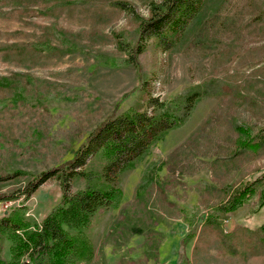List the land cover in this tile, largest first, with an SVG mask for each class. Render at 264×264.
Returning <instances> with one entry per match:
<instances>
[{"label": "rangeland", "instance_id": "rangeland-1", "mask_svg": "<svg viewBox=\"0 0 264 264\" xmlns=\"http://www.w3.org/2000/svg\"><path fill=\"white\" fill-rule=\"evenodd\" d=\"M163 1L0 0V175L24 172L0 180V196L64 166L96 128L147 108L148 96L168 101L213 84L220 96L201 98L123 174L121 205L101 210L91 229L98 264H179L180 256L190 264H264V241L252 235L264 221L259 194L235 210L221 207L264 173V142L243 148L239 129L264 135V0H193L199 12L172 38L170 21L167 37L147 30ZM100 168L98 158L87 166ZM86 186L73 179L74 192ZM61 199L52 178L28 199L0 200V221L34 229ZM207 217L232 237L205 231Z\"/></svg>", "mask_w": 264, "mask_h": 264}, {"label": "trees", "instance_id": "trees-1", "mask_svg": "<svg viewBox=\"0 0 264 264\" xmlns=\"http://www.w3.org/2000/svg\"><path fill=\"white\" fill-rule=\"evenodd\" d=\"M168 1L164 0L162 5ZM173 1L174 5L170 4L164 11L160 9L161 4L153 6L146 24L147 30L160 32V35L165 37L168 34L170 38L179 37L185 31L199 9L193 5V0ZM174 14L176 17L172 19ZM169 21L167 34L162 33L163 26ZM144 44L141 38L134 51L142 52ZM214 87L213 84L207 87L198 85L168 101L148 96L147 108H136L116 114L102 123L64 166L41 172L22 189L0 196V200L20 197L28 199L42 184L52 178L59 180L62 189L60 204L34 229H31L28 223L15 222L9 217L0 221V264H98L100 254L91 238V229L101 210L121 205L124 194L121 185L123 174L135 168L148 154L152 145L169 130L184 124L201 98L220 96ZM151 107L152 111L149 110ZM239 129L247 136L244 137L243 148L254 149L263 144L264 135H251V131L243 127ZM172 155L171 153L170 157ZM95 158L100 160L101 168L98 172L87 169L88 163ZM23 173H6L0 175V180H11ZM77 176L85 178L87 186L74 192L73 179ZM256 193L259 194L260 206L263 207L264 173L249 184L233 190L221 207L226 212L235 210ZM127 205L128 203H125L122 207ZM205 224L208 227H204L205 231L220 230L224 236L232 237V234L223 232L218 217H207ZM7 230L11 231L9 237L13 239L10 259L2 252ZM20 230H23L22 234L18 232ZM252 232L258 240L264 241V221L258 230ZM207 234L205 233V236ZM205 236H199L202 246L207 242ZM189 238L188 234L182 241L185 242ZM128 264H135V261H129ZM179 264H190V261L187 256H180Z\"/></svg>", "mask_w": 264, "mask_h": 264}]
</instances>
